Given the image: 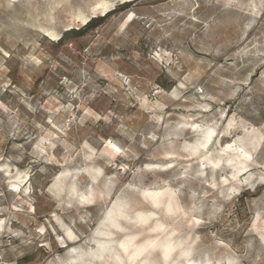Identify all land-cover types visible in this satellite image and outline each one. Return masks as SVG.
<instances>
[{
	"label": "rangeland",
	"instance_id": "rangeland-1",
	"mask_svg": "<svg viewBox=\"0 0 264 264\" xmlns=\"http://www.w3.org/2000/svg\"><path fill=\"white\" fill-rule=\"evenodd\" d=\"M185 257L264 264V0H0V264Z\"/></svg>",
	"mask_w": 264,
	"mask_h": 264
},
{
	"label": "bare ground",
	"instance_id": "bare-ground-1",
	"mask_svg": "<svg viewBox=\"0 0 264 264\" xmlns=\"http://www.w3.org/2000/svg\"><path fill=\"white\" fill-rule=\"evenodd\" d=\"M209 130H211L212 132H214V130H212V128L211 129H209ZM209 130H207L205 133H204V135H203V137H202V141L201 142H203L204 141V138L207 136V133H208V131ZM211 139H212V137H211ZM201 144V143H200ZM200 147V146H199ZM200 148H205V147H200ZM235 150H236V148H235ZM238 153V152H237ZM244 157V158H246L247 156H248V153L246 152V151H244V152H242L241 154H239V155H237V158L238 157ZM234 157H236V155H234ZM243 158V159H244ZM242 164V163H241ZM236 168V167H235ZM234 168V169H235ZM241 171V170H240ZM225 183H227L226 181H224ZM223 182V183H224ZM151 193L152 194V196H149L150 197V201L153 203V204H157L158 202H160L159 201V195H160V193H161V191L160 190H157V189H154V190H150V189H147V190H145V192L144 193ZM145 197V196H144ZM148 200H149V198H148ZM161 203V202H160ZM170 203V202H169ZM172 208H174L173 206H172ZM168 210V209H167ZM174 210V209H173ZM146 220V219H145ZM112 225H115V222H113L112 223ZM160 227V224H157V225H155L154 226V228H153V230L155 229H158ZM111 232H107L106 234H110ZM148 246V245H147ZM161 247H162V253L164 254V256L165 257H167L169 254H170V251L174 248V244L171 242V240L170 239H167L166 241H164V242H162V244L160 245ZM127 249H128V246H125V248H123V250H124V252L126 253V258L129 260V261H133L137 256H139L141 253H142V249L139 247V246H136V245H134V246H132V249L131 250H129V251H127ZM165 253H167V256L165 255ZM186 256H187V254H186ZM189 257V256H188ZM185 259V264H197L196 262H194L193 260H191V259H188L187 257H185L184 258Z\"/></svg>",
	"mask_w": 264,
	"mask_h": 264
},
{
	"label": "trees",
	"instance_id": "trees-1",
	"mask_svg": "<svg viewBox=\"0 0 264 264\" xmlns=\"http://www.w3.org/2000/svg\"><path fill=\"white\" fill-rule=\"evenodd\" d=\"M117 6L120 7L122 5L119 4ZM102 18H103V16H99V15L89 17V19L86 21L84 26L76 27V28L71 27L69 29H66L64 32H62L60 34L57 42L62 43L69 38H74V37L80 36L85 28H89V27L97 25Z\"/></svg>",
	"mask_w": 264,
	"mask_h": 264
},
{
	"label": "snow or ice",
	"instance_id": "snow-or-ice-1",
	"mask_svg": "<svg viewBox=\"0 0 264 264\" xmlns=\"http://www.w3.org/2000/svg\"><path fill=\"white\" fill-rule=\"evenodd\" d=\"M213 135H215V133L212 132L211 130H209L208 133H207V136L204 138V141L201 142V144H200L199 146H200V147H205V148H206V147L208 146V144L212 142V141H211V137H212ZM110 146L115 150V152L118 153V152L120 151V149H119L118 147H116L115 145H110ZM246 158H247V159H251L250 156H248V157H246ZM169 167H171V165H169ZM144 195H145L146 197L152 196L151 193H147V192H146ZM156 206H159V204L157 203ZM168 208H169V212L171 213V209H172L171 203H169ZM139 222H146V221H145V218H144V217H140V218H139ZM69 235H70V234H69ZM121 248H125V245H124V244H121ZM165 255L167 256V253H165Z\"/></svg>",
	"mask_w": 264,
	"mask_h": 264
}]
</instances>
